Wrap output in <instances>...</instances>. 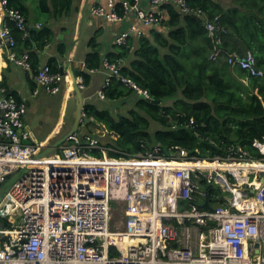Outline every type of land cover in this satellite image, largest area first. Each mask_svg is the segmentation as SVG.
<instances>
[{"label": "built area", "instance_id": "built-area-1", "mask_svg": "<svg viewBox=\"0 0 264 264\" xmlns=\"http://www.w3.org/2000/svg\"><path fill=\"white\" fill-rule=\"evenodd\" d=\"M142 1L147 7L139 8ZM120 3L124 16L133 13L134 22L115 35L117 45L140 36L141 26L164 20L166 5L204 15L186 0ZM0 11V39L6 42L9 62L29 73L48 94L60 92L59 72H52L48 63H39L34 72L28 54L14 51L8 23L27 37L23 14L8 0H0ZM88 13L111 24L124 18L110 0L106 6L91 5ZM218 20L215 16L204 21L213 42L209 60L221 52L225 30ZM226 62L247 78L264 76L250 50L242 55L231 52ZM121 68L122 60L103 59L104 78L93 94L96 99L105 100L104 89L116 79L151 100ZM77 82L86 89L81 77ZM25 112V104L0 87V191L10 176L30 166L0 200V264H264V138L251 143L258 156L239 145L213 158L190 156L181 148L163 154L158 144L132 156L110 158L105 155L110 149L101 143L108 132L102 130L73 134L58 150L39 156L45 143H25L31 132ZM205 186L220 192L209 198L212 211L202 207ZM118 209L121 218L114 228L111 217Z\"/></svg>", "mask_w": 264, "mask_h": 264}, {"label": "trees", "instance_id": "trees-1", "mask_svg": "<svg viewBox=\"0 0 264 264\" xmlns=\"http://www.w3.org/2000/svg\"><path fill=\"white\" fill-rule=\"evenodd\" d=\"M121 1L115 2V9L123 17ZM186 1L192 8H200L204 15L184 14L175 6L166 5L164 20L151 27L141 26V35L130 36L124 45H117L113 40L111 48L114 52L105 55L98 42L101 30L97 29L88 40L89 51L83 57L86 70L80 74L85 87L91 82V74L87 71L100 70L104 58L110 62L130 58L127 64L122 63L121 74L146 90L151 99L162 101L156 105L141 99L116 79L104 89L105 100H96L114 101L135 94L138 99L127 115L114 117L107 109L97 107L93 99L86 100L83 109L86 118L93 119L108 132L101 143L110 149L105 154L110 158L132 156L144 152V147L150 149L158 144L163 154L181 148L190 156L213 158L223 156L228 147L239 145L258 156L251 143L254 139L264 138V76L247 78V84H244L240 80L244 79V72L229 65L226 57L231 52L242 55L250 50L264 74V0ZM72 3L73 0H37V7L49 21L65 16ZM8 5L20 10L28 21L26 0H8ZM215 16L225 32L221 34L218 58L209 60L213 42L207 36L204 21ZM34 21L41 27L29 28L28 36L24 38L13 23L9 22L8 27L15 39L14 51L17 55L27 53L35 72L40 63L39 54L55 41V33L48 21L35 18ZM134 42L136 45L131 50ZM65 48V42L58 41V57L47 60L54 73L59 72ZM3 65L0 51V66ZM230 68L236 75L230 73ZM224 74H231L233 83ZM27 81L33 90L34 83ZM0 87L7 88L4 78ZM10 94L19 99L14 91ZM153 123L160 128L150 133ZM94 154L101 157L99 153ZM205 191L211 200L213 195L220 194L214 186H205ZM220 203L222 201L214 202V205Z\"/></svg>", "mask_w": 264, "mask_h": 264}, {"label": "crops", "instance_id": "crops-1", "mask_svg": "<svg viewBox=\"0 0 264 264\" xmlns=\"http://www.w3.org/2000/svg\"><path fill=\"white\" fill-rule=\"evenodd\" d=\"M108 1L109 0H89L88 1V7H87V12H86L87 24H86L85 31L82 35V38H83L86 34H88L87 39L89 40V38L94 34V32L97 29L101 30V32L98 34V42L100 43V45H104V48H105V52H102V55H105L108 52H114V50H112V48H108L107 45L109 44L112 47L115 35H117L119 32L126 30L134 22L133 13L128 14L121 22L114 23V24L107 23L102 18L93 17L88 13V9L91 5L100 4V5L106 6L108 4ZM110 1L112 3L113 2L117 3L120 0H110ZM76 3L77 4L79 3L78 13L75 16L73 14V15L68 17L70 12L76 7ZM26 6L28 7V0H26ZM81 6H82V0H73L72 7H71L70 11L65 16L61 17L60 18L61 20L57 19L58 21H63V24H59V27H58L59 30L57 31L58 25L56 26V29H53L50 27L52 29V31L55 33L56 42L53 41L52 43L47 45L45 47V49L39 54L40 64L47 63V60L51 57H58L57 53H56V46H57L58 41L63 40L65 42V44L67 45L74 38L79 36L80 30H81V12H80ZM142 7H147V4L145 1H142L139 4V8H142ZM2 17L3 16H2L1 11H0V23H1ZM66 17H68V18H66ZM27 18H28V21H26V24H27L28 28L35 27L36 24H39L38 22L34 21V18L32 17L30 11H29V15ZM62 18H66V19L62 20ZM25 20H27V19H25ZM60 25H62L63 27L60 28ZM60 30H62V32H65L63 34L62 39L58 38V36L61 34V32H59ZM79 41L76 42L70 50V57L73 61H76V62L83 61V57L77 58V45L79 44ZM135 45H136V42H134V45H132L131 50L134 49ZM106 46H107V48H106ZM0 51H1V60H2V63L4 64L3 66H0V82L4 78L6 80V83H7V88L4 87L6 89V91L9 94L11 91H14L16 93V95L19 97L18 100L22 101L25 104V108H26V112H25V116H24L25 124L27 125V127H29L30 131H32V133L34 134L36 139L42 143H45V145L48 141L52 142L53 140H56L59 136H61L64 132H66L70 127L69 126L68 129H65V126H64L65 125V115H66V111H67V102L65 104V108H64V111L62 113V106H63L64 95H65V91H66V78H68V80H69L68 75L62 76V78H61L62 79L61 91L63 93L62 94L63 96H62V102H61L60 115H59L58 119L55 120V122L52 124V126L46 131L45 135L42 138H40V137H38V135H35L31 126L26 123L25 118H26L28 107H29L28 97L29 96L33 97L30 94L37 95L38 92L35 93V90H38V87H41V86H39L38 84L35 83V81L32 79V77L30 76L29 73L23 71L18 66H14V65L10 64V62L8 60V49L6 47V42L4 40H1V39H0ZM57 59H58V62H60V59L59 58H57ZM129 60H130V58L126 59L124 61L122 60V63L127 64ZM61 65L65 66L64 59L59 64V66H61ZM11 66L13 67V69H11ZM230 69H231L232 73L235 72V70L233 68H230ZM102 74H103V71H102ZM102 74L99 72L91 74V82H90V85L88 87H86V89L84 91L85 95H87V96L93 95L95 90L100 87V85L103 81V78H104V74L103 75ZM94 75H99V76H97V78H93ZM27 79L34 83L35 87L33 90L30 88V84L28 83ZM240 80L244 84H247L248 79L246 76H244V79L242 78ZM69 82H70V80H69ZM72 96H73V93L71 90L67 99L72 98ZM92 98L94 100L93 102L96 103L97 102L96 97L93 95ZM60 118H61V120H60ZM63 129H65V130H63Z\"/></svg>", "mask_w": 264, "mask_h": 264}, {"label": "rangeland", "instance_id": "rangeland-1", "mask_svg": "<svg viewBox=\"0 0 264 264\" xmlns=\"http://www.w3.org/2000/svg\"><path fill=\"white\" fill-rule=\"evenodd\" d=\"M28 9L32 15L33 18L35 19H40L41 21H48L47 18L48 16L41 15L39 12V9L37 7V0H28ZM79 11V3H76V7L70 12L68 15L71 16L74 14V16L78 13ZM87 12V11H86ZM66 17V18H68ZM66 18H62L66 19ZM61 20V19H59ZM59 24H63V21H58V20H49L48 25L49 27L56 29L57 26V31L59 30ZM63 26L60 25V28ZM61 34L58 36V38L63 37V34L65 32H62L60 30ZM88 34H86L80 41L79 44L77 45V58L84 57L85 53L89 51V48L87 46L88 43ZM56 42V40L54 41ZM108 48H111V46L108 44ZM106 46V48H107ZM87 51V52H86ZM101 52H105L104 45H101ZM12 64V63H10ZM14 65V64H12ZM16 66V65H14ZM11 69L13 67L11 66ZM102 74V69L96 71ZM95 72V73H96ZM232 73V72H230ZM235 74L236 73H232ZM103 75V74H102ZM99 75H94L93 78H97ZM231 76V74H229ZM224 74V77L231 83H233V80L230 79V77ZM72 90L71 82H69L68 78H66V91L64 95V102L62 106V113L65 108V104L67 102V111L65 115V129H68V127L71 124L72 121V112L74 110V100L72 98L67 99L70 91ZM85 91V90H84ZM62 91L57 93V94H48L43 88L38 87V94L37 95H32L33 97H28V102H29V107L27 110L26 118L25 121L27 124H29L34 131L35 135H38V137L42 138L46 131L52 126V124L55 122V120L58 119L60 112H61V102H62ZM87 96V95H86ZM93 98L91 97L90 100ZM138 99V97L135 94H131L126 98L119 99V100H114V101H103L99 102L97 101L95 105L101 109H107L114 117H118L119 115H127L128 110L131 109L134 106L135 101ZM67 100V101H66ZM88 100V99H87ZM62 115V114H61ZM61 120V118H60ZM59 120V121H60ZM160 126L158 124L153 123L150 128V133H153L156 129H159ZM63 129V130H65ZM101 127L100 124L95 122L93 119H91L90 122L87 124L81 125L79 127L77 133L82 134V133H87V132H94V133H101ZM248 205L249 201H246ZM246 205V204H245ZM112 207H115V204H112ZM121 218L120 216V210H115L112 214L111 217V222H112V227H116V224L118 220Z\"/></svg>", "mask_w": 264, "mask_h": 264}, {"label": "water", "instance_id": "water-1", "mask_svg": "<svg viewBox=\"0 0 264 264\" xmlns=\"http://www.w3.org/2000/svg\"><path fill=\"white\" fill-rule=\"evenodd\" d=\"M88 1L89 0H82V6H81V30L79 36L74 38L70 43L66 45L65 52H64V62L65 66L61 65L59 66V73L62 76H70L72 80V93H73V100H74V110L72 112V122L69 127V129L64 132L61 136H59L54 141H48L46 145L44 146L43 150L40 152L39 156H46L54 151L58 150L66 141L67 139L72 136L73 134H76L79 127L83 123H88L91 121V119H88L83 116V109L86 102V97L84 90L80 88L79 83L77 82V79L80 77V74L83 70V64L84 62H76L73 61L70 57V50L74 46L76 42H78L85 31L86 24H87V7H88ZM30 30V29H29ZM62 39V37H60ZM141 99H145L143 96H139ZM152 104L160 105L162 103L161 100H154V99H145ZM29 129V128H28ZM32 142L34 144H37L39 141L36 139L32 131L30 132V137L25 143ZM30 169V166L25 165L22 167L18 172L14 173L12 176L8 178V180L4 183V185L1 188L0 191V200L3 198L4 194L8 191V189L13 185L15 181H17L20 177H22L28 170ZM251 194H253V191H251ZM203 208L212 211L213 208L210 205L209 202V194L208 191H205V201L202 205ZM257 246V244H256Z\"/></svg>", "mask_w": 264, "mask_h": 264}, {"label": "bare ground", "instance_id": "bare-ground-1", "mask_svg": "<svg viewBox=\"0 0 264 264\" xmlns=\"http://www.w3.org/2000/svg\"><path fill=\"white\" fill-rule=\"evenodd\" d=\"M223 2V1H222ZM189 5V4H188ZM209 44V43H208ZM107 57V56H106ZM69 77V80H70V82H71V86H72V80H71V78H70V76H68ZM85 85V84H84ZM208 162L207 161H204L203 163H202V165L203 166H208ZM255 166V165H254ZM243 204L241 203V206H242ZM244 205H245V203H244ZM250 207L252 206V205H249Z\"/></svg>", "mask_w": 264, "mask_h": 264}, {"label": "clouds", "instance_id": "clouds-1", "mask_svg": "<svg viewBox=\"0 0 264 264\" xmlns=\"http://www.w3.org/2000/svg\"><path fill=\"white\" fill-rule=\"evenodd\" d=\"M97 71V70H96ZM93 74V73H92ZM81 77V76H80ZM86 96V95H85ZM88 96H86V100H87Z\"/></svg>", "mask_w": 264, "mask_h": 264}]
</instances>
